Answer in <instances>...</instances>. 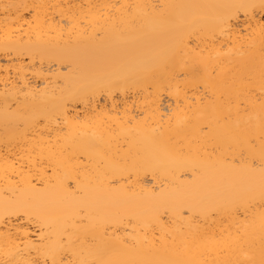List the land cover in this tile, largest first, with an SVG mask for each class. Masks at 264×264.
I'll return each mask as SVG.
<instances>
[{
    "label": "bare ground",
    "instance_id": "6f19581e",
    "mask_svg": "<svg viewBox=\"0 0 264 264\" xmlns=\"http://www.w3.org/2000/svg\"><path fill=\"white\" fill-rule=\"evenodd\" d=\"M0 264H264V0H0Z\"/></svg>",
    "mask_w": 264,
    "mask_h": 264
}]
</instances>
